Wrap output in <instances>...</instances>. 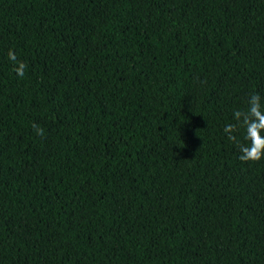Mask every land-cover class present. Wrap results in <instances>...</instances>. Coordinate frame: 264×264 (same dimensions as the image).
<instances>
[{"label":"trees","instance_id":"16d2710c","mask_svg":"<svg viewBox=\"0 0 264 264\" xmlns=\"http://www.w3.org/2000/svg\"><path fill=\"white\" fill-rule=\"evenodd\" d=\"M254 93L264 0H0V264H264Z\"/></svg>","mask_w":264,"mask_h":264},{"label":"clouds","instance_id":"9594fccd","mask_svg":"<svg viewBox=\"0 0 264 264\" xmlns=\"http://www.w3.org/2000/svg\"><path fill=\"white\" fill-rule=\"evenodd\" d=\"M9 59L18 66L15 68L18 76H24L25 64L17 61L12 50L8 53ZM261 98L258 93L251 94L246 110H236L233 113L235 124H228L223 131L228 134V139L234 142L239 149L238 159L242 162L259 161L264 157V109L261 107ZM34 130L43 136V129L33 124ZM243 129V141L241 142L234 133Z\"/></svg>","mask_w":264,"mask_h":264}]
</instances>
